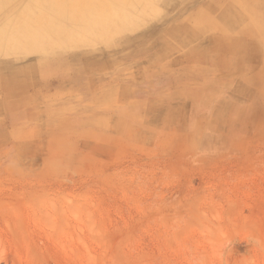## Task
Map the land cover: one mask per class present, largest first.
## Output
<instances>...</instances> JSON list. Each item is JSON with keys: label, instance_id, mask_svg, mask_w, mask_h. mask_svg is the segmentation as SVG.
I'll return each mask as SVG.
<instances>
[{"label": "rangeland", "instance_id": "374dc122", "mask_svg": "<svg viewBox=\"0 0 264 264\" xmlns=\"http://www.w3.org/2000/svg\"><path fill=\"white\" fill-rule=\"evenodd\" d=\"M0 264H264V0H0Z\"/></svg>", "mask_w": 264, "mask_h": 264}, {"label": "bare ground", "instance_id": "6f19581e", "mask_svg": "<svg viewBox=\"0 0 264 264\" xmlns=\"http://www.w3.org/2000/svg\"><path fill=\"white\" fill-rule=\"evenodd\" d=\"M3 8V7H2ZM238 251H241V252H246L247 250H245V249H239Z\"/></svg>", "mask_w": 264, "mask_h": 264}]
</instances>
